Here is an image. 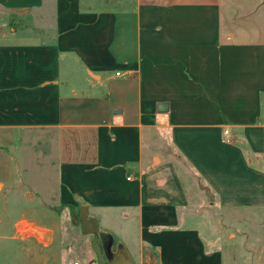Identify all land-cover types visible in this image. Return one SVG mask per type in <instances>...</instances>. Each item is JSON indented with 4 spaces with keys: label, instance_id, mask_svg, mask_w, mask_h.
Wrapping results in <instances>:
<instances>
[{
    "label": "crops",
    "instance_id": "crops-1",
    "mask_svg": "<svg viewBox=\"0 0 264 264\" xmlns=\"http://www.w3.org/2000/svg\"><path fill=\"white\" fill-rule=\"evenodd\" d=\"M101 1L0 0V264H223L190 220L264 207V0Z\"/></svg>",
    "mask_w": 264,
    "mask_h": 264
},
{
    "label": "rangeland",
    "instance_id": "rangeland-1",
    "mask_svg": "<svg viewBox=\"0 0 264 264\" xmlns=\"http://www.w3.org/2000/svg\"><path fill=\"white\" fill-rule=\"evenodd\" d=\"M115 4L121 6L125 3L119 0ZM100 5L111 7L114 3L113 0H103ZM202 181H195V187L199 188ZM214 189L218 197L216 203H201L200 206L205 209L201 215L203 217L190 220V224L199 227L201 235L210 246L223 250V264H264V207L240 209L237 206L228 209L224 203L223 196L226 193L223 188L216 186ZM208 212L212 216L210 225ZM65 261L64 264H72L73 261H79V258L72 253Z\"/></svg>",
    "mask_w": 264,
    "mask_h": 264
},
{
    "label": "water",
    "instance_id": "water-1",
    "mask_svg": "<svg viewBox=\"0 0 264 264\" xmlns=\"http://www.w3.org/2000/svg\"><path fill=\"white\" fill-rule=\"evenodd\" d=\"M157 109L159 112H163V111H166L167 110V104H160L157 106ZM201 189L205 192V195L209 198L210 202H213L214 200V197H213V194L210 192L209 188L208 187H203L201 186ZM33 230V233L34 234H43L39 229H36V228H33L31 227ZM98 264H105V260L104 258L102 257V255L100 254L98 256ZM122 259L118 260L115 264H122Z\"/></svg>",
    "mask_w": 264,
    "mask_h": 264
},
{
    "label": "built area",
    "instance_id": "built-area-1",
    "mask_svg": "<svg viewBox=\"0 0 264 264\" xmlns=\"http://www.w3.org/2000/svg\"><path fill=\"white\" fill-rule=\"evenodd\" d=\"M117 74H118V73H117ZM223 134H224V136H228V135H229L227 130H224V131H223ZM74 264H77V263H74ZM92 264H93V263H92Z\"/></svg>",
    "mask_w": 264,
    "mask_h": 264
}]
</instances>
